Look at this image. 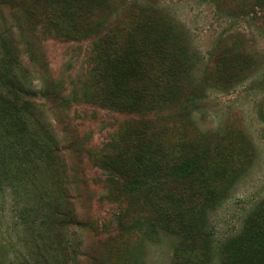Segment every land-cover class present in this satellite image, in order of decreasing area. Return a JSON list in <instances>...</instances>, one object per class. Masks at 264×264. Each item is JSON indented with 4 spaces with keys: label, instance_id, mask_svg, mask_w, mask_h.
<instances>
[{
    "label": "rangeland",
    "instance_id": "obj_1",
    "mask_svg": "<svg viewBox=\"0 0 264 264\" xmlns=\"http://www.w3.org/2000/svg\"><path fill=\"white\" fill-rule=\"evenodd\" d=\"M105 3L88 21V35L71 40L51 34L43 37L40 30L32 33L24 18L18 16L16 20L7 10L0 13L4 35L0 44L5 45L6 58L18 67L17 72L26 77L32 90L30 97H23L32 106L31 121L49 126L58 142H74L59 157L43 160L25 155L15 168H8L16 178L14 185L0 190V264H35L32 253L39 247L52 248L50 255L58 264L69 262L66 251L57 245L58 239L50 235L46 241L45 232L40 233L38 222L43 210L38 199L47 201L70 194L71 200H64L83 220L91 219L100 226L91 233L73 229L71 241L76 247L85 250L91 240L99 242L103 264H173L179 241L176 236L119 230L117 213H123L126 227L141 213L133 206L109 200L111 195L103 183L105 175L93 158L112 138L118 139L130 127L152 119L104 110L91 103L89 70L94 36L115 25L125 26L134 6L143 9V17L150 18L147 21H157L161 27L174 26L186 47L189 72L180 86V101L166 107L159 116L176 115L182 101L192 95L200 97L183 125L190 138L214 150L215 180L206 199V218L209 229L214 228L215 245L240 234L244 222L263 211L264 0ZM31 39L29 50L25 42ZM226 58L233 65L243 63L230 74L234 79L231 84L228 78L217 80L218 63ZM45 87L57 90L60 100L47 101L42 94ZM9 119L0 111V128L21 129V124L11 125ZM174 124L180 122L175 120ZM103 224L108 225L107 231L101 230ZM25 255H29V262H23ZM76 260L78 264H90L82 256ZM212 264H220L217 253Z\"/></svg>",
    "mask_w": 264,
    "mask_h": 264
},
{
    "label": "trees",
    "instance_id": "obj_2",
    "mask_svg": "<svg viewBox=\"0 0 264 264\" xmlns=\"http://www.w3.org/2000/svg\"><path fill=\"white\" fill-rule=\"evenodd\" d=\"M105 6V0H0V13L7 10L16 20L18 16L24 18L32 33L40 30L43 37L51 34L71 40L88 35V21ZM130 17L125 26L115 25L94 36L89 70L92 104L104 110L152 117L130 127L126 135L112 138L93 157L95 166L105 175L103 183L111 195L109 200L133 206L141 213L126 227L124 215L119 212L115 223L124 232L176 236L179 241L173 264H212L214 253L220 264H264V208L259 217L251 215L244 222L240 234L219 246L215 245L214 228L208 227L206 199L215 180L214 150L190 138L183 125L200 97L192 95L182 101L176 115L159 116L166 107L180 101V86L189 72L186 47L178 39L177 29L147 21L150 18L143 17L141 7L134 6ZM3 37L0 30V42ZM25 43L31 50L32 39ZM7 54L5 45L0 44V111L10 118L11 125L22 127L0 128V190L14 185L16 176L8 168H15L25 155L55 158L74 143L58 142L49 126L31 121L32 106L23 97H30L32 90ZM242 64L222 60L217 66V80L228 78L231 84L234 79L230 74ZM42 94L47 101L60 100L52 87H45ZM175 120L180 124H174ZM67 123L70 125V121ZM64 199L70 201L71 194L47 201L38 199L43 210L38 222L40 233L45 232L46 241L50 235L58 239L59 249L69 257L66 264H78L79 256L90 264H103L99 253L102 244L91 240L85 251L71 241L73 229L90 232L100 226L91 219L83 220ZM101 230L107 231L108 225L103 224ZM52 251L39 247L34 256L30 255L35 264H58L50 255ZM29 260L25 255L23 262Z\"/></svg>",
    "mask_w": 264,
    "mask_h": 264
}]
</instances>
